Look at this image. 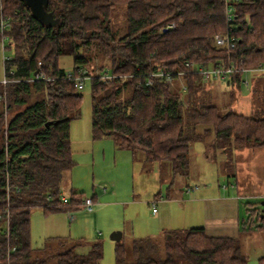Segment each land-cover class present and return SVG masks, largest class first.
<instances>
[{
    "label": "trees",
    "instance_id": "obj_1",
    "mask_svg": "<svg viewBox=\"0 0 264 264\" xmlns=\"http://www.w3.org/2000/svg\"><path fill=\"white\" fill-rule=\"evenodd\" d=\"M0 3L8 19L5 49L13 53L4 66L12 81L5 88L0 84V264L102 260L100 241L86 250L81 240L66 245L65 239L53 238L56 247L49 240L36 248L30 242L33 209L65 212L81 208L84 201L81 192L69 190L63 204L60 189L75 165L70 122L80 110L82 94L75 86L80 70L90 81L92 139L109 137L117 149L133 156L141 152L146 162L167 163L174 174L188 173L191 145L210 132L213 150L228 151L230 171L235 150L264 147V90L257 81L250 94L258 108L250 115L223 111L212 103L201 74L184 67L185 62L208 68L231 60L238 69L264 63V0H228L232 50L214 42L226 30L225 0H48L45 10L57 20L54 26L34 19L20 0ZM119 7L124 8L122 34L114 23L113 10ZM62 56L72 58L71 78L58 65ZM159 69L182 71L186 92L177 76L172 88L163 80L147 86L149 72ZM37 70L48 79H34ZM104 71L111 78L103 79ZM243 76L239 71L224 82L238 86ZM248 212L240 235L259 230L264 237V209ZM129 243H115V264L248 263L239 238L207 236L201 227L166 232L160 243L151 238ZM258 264H264V255Z\"/></svg>",
    "mask_w": 264,
    "mask_h": 264
},
{
    "label": "rangeland",
    "instance_id": "obj_2",
    "mask_svg": "<svg viewBox=\"0 0 264 264\" xmlns=\"http://www.w3.org/2000/svg\"><path fill=\"white\" fill-rule=\"evenodd\" d=\"M113 11L116 29L122 34L125 32L124 8H114ZM1 13L4 11L0 3V15ZM5 46H8L7 39L4 42ZM4 56L11 59L13 53L7 49L3 52L0 42V81L5 73ZM95 64L100 65L101 62L95 61ZM58 65L67 74L72 73L71 57H60ZM252 80L257 81L259 88L264 90V87L260 86L264 85V72L244 74L242 81L248 83L245 86L243 82L237 86L227 85L223 81L207 80L204 88L209 91L212 103L221 110L232 109L237 113L250 115L258 108V105H253L250 101ZM80 93L82 98L79 115L70 122L71 151L75 165L71 173L64 175L60 188L61 195L69 198L68 192L71 187L81 192L84 199L92 198L93 194L99 199L97 204L95 199L92 212H87L84 208L74 211L76 218L72 222L69 221L67 213L45 215L41 209H33L30 212L32 247H41L44 240L46 242L50 240V244L56 247L58 244L56 239L50 238L55 236L68 237L65 239L66 245L81 240L86 243L83 250H86L91 242L100 241L103 245V257L99 264H113L115 242L109 239L112 232H121L123 236L120 241L127 246L130 244V233L134 238H146L159 236L161 227L171 228L170 230L202 227L205 225V209L203 204L193 202L195 197L200 195L202 190L210 191L212 195L219 191L222 195L234 193L223 189L234 183V176L230 175V170L223 162L224 156L227 158L229 153L226 150L220 154V151L213 150L211 144L214 137L211 132L203 141H195L191 145L188 173L174 174L167 163L146 162L141 152L132 157L130 151L116 149L109 137L93 140L90 127V81L87 79ZM202 129V126H198L196 131L201 132ZM260 150L262 155L257 151L255 156H244L248 159L247 162L251 163L246 164L243 169L246 173L251 172L256 176L259 174V178L264 175V167L258 166V163L264 161V149ZM239 184L242 186L241 182ZM187 186L193 189L198 187V191L187 193L185 188ZM102 188L106 189V193L102 192ZM178 189L182 191L176 196L173 195ZM246 190L264 191V180L259 185H247ZM262 202L264 194L258 197L244 196L239 207L240 217L245 216V220L248 218L250 212H246V209L262 211L264 209ZM152 203L158 211L155 215L151 213ZM53 220L60 223V228H57L58 224L56 227L53 226ZM62 222L65 223V228H61ZM259 236L260 233H256L257 239ZM247 238V242L241 241V244L250 255L248 264H258L257 258L263 253V248L258 245L259 241L254 235Z\"/></svg>",
    "mask_w": 264,
    "mask_h": 264
},
{
    "label": "crops",
    "instance_id": "obj_3",
    "mask_svg": "<svg viewBox=\"0 0 264 264\" xmlns=\"http://www.w3.org/2000/svg\"><path fill=\"white\" fill-rule=\"evenodd\" d=\"M245 74H249V73H245ZM256 77H259V76H256ZM254 83H255V81L252 80L251 84H254ZM226 84L230 85L229 83H226ZM246 88H248V86ZM250 101H251V97H250ZM260 148L264 149V147L242 148V149H237L233 152L234 156H232V160L234 162V173L232 171H230L231 172L230 175L234 176V183L233 184L229 183L230 187L228 188V186H226V187H223V189H224V191L231 190L234 193H228V194L222 195L221 192L219 191L216 195H212L210 191L202 190V192H200V195H197L195 197V200L193 201L195 203H199L200 205L203 204L202 206L205 209V214H204L205 225L202 226L201 228L204 229L207 236L239 238L240 244H241V241L247 242V239H248L247 237H250V235H254L255 239L257 241H259L258 245L262 246V248H263V253H260V255L257 258V262H258V259L264 255V237L259 230L249 231L247 233L240 235L239 230L241 228L242 223L245 222L246 220H245V216H244V218L240 217L239 207H240L241 199L244 196H256V197H258V196H262V194H264V191H262V190H257V191H252V192H247V190H246L247 185L254 186V185H259V183H262L264 180V175L260 176V178H259L258 177L259 174H257V176H256V174H254V173H251V172L246 173L243 170L244 166H246V164L250 165V163H251V162H247L248 159L244 158V156H255L257 154L256 153L257 151H259L258 153H260L262 155ZM221 153H222V151H220V154ZM131 156L134 157L132 154H131ZM213 156H211V157H213ZM205 158H207L206 155H205ZM223 162L225 163V166H226L227 158L225 156L223 158ZM258 166L264 167V161H262L261 163H258ZM258 180H260V182ZM240 182L242 183V186L239 184ZM185 188L187 189L186 190L187 193H190L192 191H194V192L198 191V187H195L193 189V188H189L187 186ZM69 190L76 191V190L72 189L71 187ZM181 191H182L181 189H178L173 193V195L176 196V194L181 192ZM76 192H79V191H76ZM102 192L106 193V189H105V191L102 190ZM167 198H169V197L167 196ZM95 199H96V204H97V199H99V197L96 198V196H95ZM95 199H94V201H95ZM68 200H69V198H68ZM38 209H40V208H38ZM78 209H80V208H78ZM78 209H76V210H78ZM76 210H67L65 212L58 211V212H52V213H54V214L67 213V217H68L69 221L72 222L76 218L75 215L73 214L74 211H76ZM248 210L249 209H246L245 211L248 212ZM42 212L45 215L48 214V213H45L43 210H42ZM157 213H158V211H156L155 213H152V214L155 215ZM52 224L54 227H56L58 224L59 227L57 226V228H60V223H58L56 220H53ZM61 228H65L64 222H62ZM159 229H160L159 236H157V237L156 236L146 237V238H151V239L155 240L156 242L160 243V242H162V240L164 238V234L166 232L172 231V230H170L171 228H168V227H161ZM177 230H179V229H177ZM228 231H230V233ZM256 233H260V236L258 239L256 238ZM122 236H123V234H122ZM122 236H121V239H122ZM148 236H151V235H148ZM161 236H163V237L160 238ZM50 238H59V239H66V240L68 239V237H66V236L65 237L55 236V237H50ZM132 239H134V236L132 233H130L129 240L131 241ZM136 239H138V238H136ZM30 240H31V237H30ZM43 242H45V240ZM34 248H36V247H34ZM241 249H242V252L247 256L248 262H249L250 255L248 254V252L245 251V249L242 248V244H241ZM113 264H115V262H113Z\"/></svg>",
    "mask_w": 264,
    "mask_h": 264
},
{
    "label": "built area",
    "instance_id": "obj_4",
    "mask_svg": "<svg viewBox=\"0 0 264 264\" xmlns=\"http://www.w3.org/2000/svg\"><path fill=\"white\" fill-rule=\"evenodd\" d=\"M224 15H225V21H226V30L222 34H216L214 36V42L219 47H224L227 50H232L235 46V38L230 34V24L233 21V8L228 3V0H225ZM7 27H8V19L0 15V42H1V47H2L3 52L5 50L4 42L7 39L6 34H5ZM3 60H4L3 62L4 66H5L6 63L10 60V58L4 56ZM184 67L186 68V70L193 68L196 72L201 74V76L203 77L205 81L215 80V81L224 82L228 80L232 74L239 72V71H242L244 74L249 73V72H255V73L264 72L263 62L259 63L254 68H242V69L236 68V66L231 60L227 61V63L224 65L217 63L215 66H211L208 68H204L201 66L197 67L189 62H185ZM4 72L5 73H4L3 79L0 81V84L5 88L7 84H9L12 81V78L10 77L12 72L8 71L7 73L5 71V68H4ZM182 75H183L182 71L171 73L170 71L159 69V70L149 72L147 78L145 79V84L147 86H150L153 84L154 81L163 80L165 84H167L170 88H172L173 76H177V80L179 81L181 91L186 92V87L185 85H183L182 80H181ZM67 78H71L70 74H67ZM88 78L89 76L85 70L79 71V74L75 77V86L77 87L78 90L83 89L84 81ZM102 78L108 79V78H111V75H109L107 71H104L102 74ZM34 79L47 80L48 78L45 76L43 71L37 70L34 75ZM243 83L244 85H248L247 82H243ZM102 190L105 191V188H102ZM61 202L63 204H66L68 202V198L61 197ZM94 203L95 201L92 198L90 199L85 198L82 203L81 208H84L85 211L87 212H92ZM154 205L155 204L152 203V207H153L152 213L156 212ZM5 219H7L6 224H5V233H6V237H8V207H6L5 209Z\"/></svg>",
    "mask_w": 264,
    "mask_h": 264
},
{
    "label": "water",
    "instance_id": "obj_5",
    "mask_svg": "<svg viewBox=\"0 0 264 264\" xmlns=\"http://www.w3.org/2000/svg\"><path fill=\"white\" fill-rule=\"evenodd\" d=\"M29 8L31 15L34 19L39 21L41 24L46 26H54L57 24V20L53 19L51 13L46 12L45 7L48 0H20ZM48 125V124H47ZM264 205V202H262ZM122 233L119 231H114L109 235V239L114 242H119Z\"/></svg>",
    "mask_w": 264,
    "mask_h": 264
}]
</instances>
